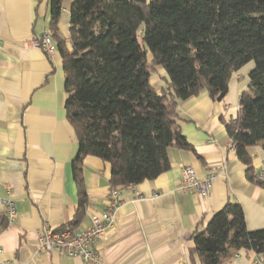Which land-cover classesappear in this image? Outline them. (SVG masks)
Segmentation results:
<instances>
[{"label": "crops", "instance_id": "0c3cea01", "mask_svg": "<svg viewBox=\"0 0 264 264\" xmlns=\"http://www.w3.org/2000/svg\"><path fill=\"white\" fill-rule=\"evenodd\" d=\"M70 4L63 0L58 22L67 45ZM49 21L48 0H0V199L16 200L11 223L0 204V264H84L37 250L38 230L70 224L77 205V141L66 118L61 55L53 39L51 56L33 44L50 33ZM248 74L234 72L222 100L201 92L178 101L176 120L193 150L170 147L168 170L121 190L114 225L96 242L98 260L92 264H200L192 235L228 201L241 206L249 231L264 229V187L247 178L248 166L236 156L226 129L237 117ZM155 78L149 82L156 90L168 80L167 74ZM246 152L255 177L264 182V150L256 144ZM187 165L199 179L210 178L208 195L180 187ZM83 177L87 203L75 230L104 209L110 164L88 155ZM222 264H261V257L240 249Z\"/></svg>", "mask_w": 264, "mask_h": 264}, {"label": "trees", "instance_id": "16d2710c", "mask_svg": "<svg viewBox=\"0 0 264 264\" xmlns=\"http://www.w3.org/2000/svg\"><path fill=\"white\" fill-rule=\"evenodd\" d=\"M51 39L62 59L66 118L77 153L73 229L87 194L83 159L110 164V186L152 180L170 167L168 149L193 150L176 120L177 103L201 92L215 100L227 93L234 72L253 61L235 120L226 124L247 178L248 146L264 150V0H71L69 45L59 35L63 0H48ZM162 68L168 80L154 89ZM200 264H222L240 249L264 264V229L249 231L237 202L228 201L192 235Z\"/></svg>", "mask_w": 264, "mask_h": 264}, {"label": "built area", "instance_id": "2783aa9c", "mask_svg": "<svg viewBox=\"0 0 264 264\" xmlns=\"http://www.w3.org/2000/svg\"><path fill=\"white\" fill-rule=\"evenodd\" d=\"M33 44L47 56H51L54 51L49 32H44L38 39L34 40ZM129 186L131 185L111 186L106 195L104 209L90 216L89 223L84 225L82 229H50L43 226L37 232V250L78 257L84 264L96 263L98 260L96 242L114 225L120 205L121 190ZM180 187L185 191H195L206 196L210 190V178L199 179L193 167L187 165L182 169ZM0 204L4 206L7 221L11 223L16 216V200L13 198L0 199Z\"/></svg>", "mask_w": 264, "mask_h": 264}, {"label": "rangeland", "instance_id": "374dc122", "mask_svg": "<svg viewBox=\"0 0 264 264\" xmlns=\"http://www.w3.org/2000/svg\"><path fill=\"white\" fill-rule=\"evenodd\" d=\"M253 65H254L253 61H249L239 69V72H249L252 69ZM153 74L156 75L155 79L157 80H163L164 77H166V72L162 68H158ZM163 86H165L164 83H163Z\"/></svg>", "mask_w": 264, "mask_h": 264}]
</instances>
